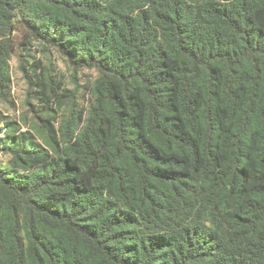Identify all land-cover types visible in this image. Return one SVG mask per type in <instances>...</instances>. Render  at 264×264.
Masks as SVG:
<instances>
[{"label": "trees", "instance_id": "16d2710c", "mask_svg": "<svg viewBox=\"0 0 264 264\" xmlns=\"http://www.w3.org/2000/svg\"><path fill=\"white\" fill-rule=\"evenodd\" d=\"M0 155V264H264V0H0Z\"/></svg>", "mask_w": 264, "mask_h": 264}, {"label": "rangeland", "instance_id": "374dc122", "mask_svg": "<svg viewBox=\"0 0 264 264\" xmlns=\"http://www.w3.org/2000/svg\"><path fill=\"white\" fill-rule=\"evenodd\" d=\"M55 58L58 59L59 66L61 69L66 71L67 73V68L65 63L58 58L56 54H54ZM17 63L16 60L12 61V72H13V78H14V96L17 102L18 110L16 112V116L21 117L23 113L26 111V106H25V98H26V84L25 82L21 79V74L17 70ZM1 160H5L6 157L0 155Z\"/></svg>", "mask_w": 264, "mask_h": 264}]
</instances>
